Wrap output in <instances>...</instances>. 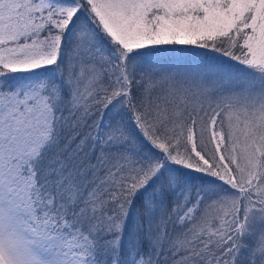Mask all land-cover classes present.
I'll use <instances>...</instances> for the list:
<instances>
[{
	"label": "snow or ice",
	"instance_id": "snow-or-ice-1",
	"mask_svg": "<svg viewBox=\"0 0 264 264\" xmlns=\"http://www.w3.org/2000/svg\"><path fill=\"white\" fill-rule=\"evenodd\" d=\"M169 261L264 264V0H0V264Z\"/></svg>",
	"mask_w": 264,
	"mask_h": 264
},
{
	"label": "trees",
	"instance_id": "trees-1",
	"mask_svg": "<svg viewBox=\"0 0 264 264\" xmlns=\"http://www.w3.org/2000/svg\"><path fill=\"white\" fill-rule=\"evenodd\" d=\"M171 48L176 49L175 52H167L162 54L161 56L152 57L151 59L153 61H158L159 66L164 68H171L174 66H179L183 64H189L194 61L199 60L200 62H216V61H222L223 66L226 68H244L243 65H240L237 61H233L229 59L228 57L222 56L220 53L210 52L203 49H196L193 46H169ZM236 51H239L238 49ZM198 125H203L204 123H207V117H204V120L201 122L200 118L197 117ZM87 131V129H85ZM208 137L209 134L207 133ZM199 139V134L198 137ZM77 141L73 142V147H75V143ZM63 146V144H62ZM213 144H210L208 146V154L211 155V153L214 151ZM93 163H95V160L93 158ZM193 197H195V189H193L192 192ZM169 230L173 231L172 226L169 225ZM169 264H171V261H169Z\"/></svg>",
	"mask_w": 264,
	"mask_h": 264
},
{
	"label": "rangeland",
	"instance_id": "rangeland-1",
	"mask_svg": "<svg viewBox=\"0 0 264 264\" xmlns=\"http://www.w3.org/2000/svg\"><path fill=\"white\" fill-rule=\"evenodd\" d=\"M205 107H207V105H205ZM199 118V117H198ZM209 136L211 135V129H209V132H208ZM213 147L215 149V145L213 144Z\"/></svg>",
	"mask_w": 264,
	"mask_h": 264
}]
</instances>
